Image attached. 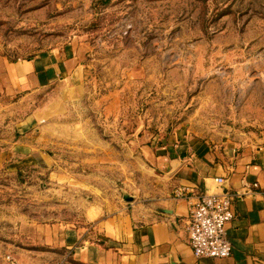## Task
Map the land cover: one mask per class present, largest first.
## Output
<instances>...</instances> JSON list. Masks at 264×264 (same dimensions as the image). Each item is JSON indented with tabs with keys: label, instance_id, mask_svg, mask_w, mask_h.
I'll return each instance as SVG.
<instances>
[{
	"label": "rangeland",
	"instance_id": "1",
	"mask_svg": "<svg viewBox=\"0 0 264 264\" xmlns=\"http://www.w3.org/2000/svg\"><path fill=\"white\" fill-rule=\"evenodd\" d=\"M67 45L68 76L0 95V264H91L84 237L177 198L173 159L264 139V0H0V56Z\"/></svg>",
	"mask_w": 264,
	"mask_h": 264
},
{
	"label": "crops",
	"instance_id": "2",
	"mask_svg": "<svg viewBox=\"0 0 264 264\" xmlns=\"http://www.w3.org/2000/svg\"><path fill=\"white\" fill-rule=\"evenodd\" d=\"M76 55L77 47L67 45L32 58L0 56V95L33 91L65 78L77 64ZM240 145L224 152L197 145L188 155H179L180 166L173 174L177 182L197 186L200 192L227 191L234 197L235 216L227 224L233 245L230 257L197 259L188 229L190 202L169 198L163 207L172 212H143L137 228L124 223L119 230L108 225L98 241L86 243L84 237L85 245L77 252L80 259L91 264H171V257L180 264H264V139ZM216 177L226 181L219 185ZM81 231L74 232L78 240Z\"/></svg>",
	"mask_w": 264,
	"mask_h": 264
},
{
	"label": "built area",
	"instance_id": "3",
	"mask_svg": "<svg viewBox=\"0 0 264 264\" xmlns=\"http://www.w3.org/2000/svg\"><path fill=\"white\" fill-rule=\"evenodd\" d=\"M226 179L216 177L215 182L223 185ZM175 196L187 199L191 206L189 237L193 254L197 259H225L232 255L233 245L227 235V224L233 220L234 197L227 191L200 192L197 186L180 184ZM195 198V201H191Z\"/></svg>",
	"mask_w": 264,
	"mask_h": 264
},
{
	"label": "water",
	"instance_id": "4",
	"mask_svg": "<svg viewBox=\"0 0 264 264\" xmlns=\"http://www.w3.org/2000/svg\"><path fill=\"white\" fill-rule=\"evenodd\" d=\"M176 162V164H174ZM171 163H172V167H173V169L172 170H175L174 169V166L175 165H177V168L180 166V161H179V159H177V158H175V159H173L172 161H171ZM171 170V171H172ZM170 171V172H171ZM124 199L125 200H127V201H131V200H133L134 199V196H131V195H129V194H124ZM159 210H161V211H163V212H172V210H170V209H167V208H159ZM170 262H171V264H180V263H178V262H176L172 257H171V259H170Z\"/></svg>",
	"mask_w": 264,
	"mask_h": 264
}]
</instances>
